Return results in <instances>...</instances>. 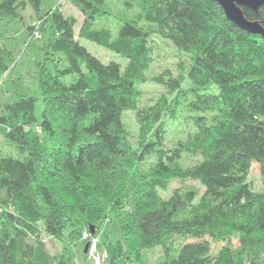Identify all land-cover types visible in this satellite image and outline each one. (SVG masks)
<instances>
[{
  "label": "trees",
  "instance_id": "obj_1",
  "mask_svg": "<svg viewBox=\"0 0 264 264\" xmlns=\"http://www.w3.org/2000/svg\"><path fill=\"white\" fill-rule=\"evenodd\" d=\"M67 1L83 16L77 33L75 18L58 5L0 0V78L19 45L10 27L27 8L36 22L23 20L26 30L45 37L29 61L36 90L19 76L0 103V134L21 155L0 156V264H68L69 243L98 232L106 219L121 234H103L110 264L137 260L156 245L163 248L157 264H264V39L228 20L214 0H134L138 13L121 19L114 38L94 26L109 14L104 0ZM242 10L264 25L263 6ZM154 36L183 52L187 65L178 62L176 76L164 70L150 77L169 95L142 107L136 85L148 80ZM81 39L119 60L102 62ZM182 101L195 113L193 131L165 149V121L176 118ZM124 111L139 124L136 146ZM151 155L149 171L140 170ZM182 156L199 159L182 166ZM252 162L261 190L246 180ZM170 178L199 187L162 198ZM46 239L63 251L51 253Z\"/></svg>",
  "mask_w": 264,
  "mask_h": 264
},
{
  "label": "rangeland",
  "instance_id": "obj_2",
  "mask_svg": "<svg viewBox=\"0 0 264 264\" xmlns=\"http://www.w3.org/2000/svg\"><path fill=\"white\" fill-rule=\"evenodd\" d=\"M58 5L61 11L65 15H71L76 20L75 33L83 20L82 14L73 7L67 0H46V4L43 10L52 8ZM104 7L109 10V14H103L98 17L94 26L106 27L110 30L112 38L117 36V31L119 25L121 24V19L133 20L135 15L139 11V7L134 0H104ZM30 9L27 8L23 12L22 19L14 21L11 25V31H13L19 38V45L13 60L10 62V69L3 74L0 78V103L3 100H7L11 97V87L12 81L16 80L17 77L21 76L24 84L29 85L31 91L36 90L35 78L33 72H31L32 67L30 65V59L37 57L38 46L41 41L45 39L44 34L37 33V30L31 33L26 30L23 20L30 24H35V18L29 17ZM141 24V21L138 22ZM80 43L84 45L92 54L98 57L102 62H107L110 59L119 60V58L107 49L89 42L87 40H80ZM151 56L152 61L149 68L146 70V75L148 80L138 83L136 88L139 92V105L146 107L147 105L157 103L159 97L168 96L169 93L166 87L154 83L149 80L150 77L160 75L164 70L171 74V76H176L182 72V67L178 66V62L184 66L187 65V56L176 49L172 43L165 39L154 36L151 40ZM43 52L40 51L39 57L42 58ZM49 66H52L48 62ZM32 73V74H31ZM185 101H182L179 105V110L175 119H166L165 121V133L163 140V147L165 149H171L177 147V142L184 141L187 132L193 131V123L190 115H195L194 112L187 110L184 105ZM41 110V103L38 101L35 107V115L39 117ZM122 121L125 128L128 131V137L134 146L137 145L139 141V124L136 121L135 114L132 111H124L122 113ZM21 156L14 144L6 139L0 134V156ZM154 156H147L146 159L141 163L140 170L149 171L150 164L154 161ZM199 157L197 156H182L181 165L190 166L194 164ZM247 182L251 184L253 190H261V177L258 164L252 162L249 168ZM199 187L196 181L181 178H170L168 180V188L165 190L158 191V195L162 198H168L174 189H183V187ZM130 204V203H129ZM129 205H126L122 210V213L129 211ZM105 231L113 234V238H120L121 234L119 232L117 223L114 219L108 222L106 219L98 232L92 229V232H83L81 234V240L74 243H69V249L72 251L73 259L68 264H110L108 260V254L103 244V234ZM209 240V238H208ZM85 241V242H84ZM181 240H178V242ZM46 246L51 253L59 254L63 251L62 246L59 243L51 242L45 240ZM212 248L216 249L222 245V243H213L209 241ZM235 245L237 241L234 240ZM87 244L86 251L85 245ZM173 246H178L175 244ZM174 253L173 249L171 250ZM163 257V248L156 245L150 249H146L140 255L137 260H127L125 257H119L115 260V264H157L159 260Z\"/></svg>",
  "mask_w": 264,
  "mask_h": 264
},
{
  "label": "water",
  "instance_id": "obj_3",
  "mask_svg": "<svg viewBox=\"0 0 264 264\" xmlns=\"http://www.w3.org/2000/svg\"><path fill=\"white\" fill-rule=\"evenodd\" d=\"M222 8L226 18L237 25L239 28L253 34L260 35L264 39V25L254 19H247L242 7H247L253 11H257L258 7H264V0H214ZM92 232V230H91ZM87 244L85 245L86 251Z\"/></svg>",
  "mask_w": 264,
  "mask_h": 264
}]
</instances>
